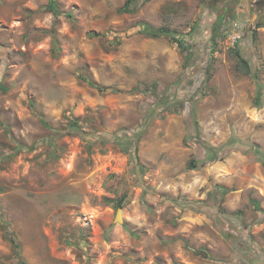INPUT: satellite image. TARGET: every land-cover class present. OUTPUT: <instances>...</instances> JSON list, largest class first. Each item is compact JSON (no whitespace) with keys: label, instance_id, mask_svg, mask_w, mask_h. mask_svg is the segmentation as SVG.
I'll list each match as a JSON object with an SVG mask.
<instances>
[{"label":"rangeland","instance_id":"rangeland-1","mask_svg":"<svg viewBox=\"0 0 264 264\" xmlns=\"http://www.w3.org/2000/svg\"><path fill=\"white\" fill-rule=\"evenodd\" d=\"M126 1L0 0V264H264V11Z\"/></svg>","mask_w":264,"mask_h":264},{"label":"trees","instance_id":"trees-1","mask_svg":"<svg viewBox=\"0 0 264 264\" xmlns=\"http://www.w3.org/2000/svg\"><path fill=\"white\" fill-rule=\"evenodd\" d=\"M134 3H135V0H127L126 3L124 4V6H122L120 8V11H122V12L134 11L135 10ZM46 9L48 11L55 13L56 15L62 14L58 0H49L48 4L46 5ZM225 12L220 14V16L218 17V20L214 26V30H215V34L213 35L214 40H217L218 35L223 33L222 27L224 26ZM69 16L71 17L72 15L69 14ZM143 32L149 36H152V37H160L162 35H167L169 37H172L173 40L178 43L179 47L181 48V50L183 52L191 50V47L188 44H186L185 40L178 37L176 35V31H174L170 28H166V27L157 28L151 24L146 23L145 27L143 28ZM253 32L256 33L257 31L254 30ZM232 50H233V54L235 55V57L237 59V64H236L237 69L240 72H242L244 75H253V69L251 68L250 61L241 52V50L239 49V46H236ZM186 57L189 58L188 54L186 55ZM92 85L97 86V88H99L100 90H104V87H102L100 85H96L95 83H92ZM169 99H170V97L167 96L165 101L166 100L168 101ZM257 103L258 104L260 103V99L257 100ZM136 136L137 135L132 136L125 141L122 139L120 141L121 146L125 150H129L131 147L137 146L139 134L137 137ZM195 166H196L195 162L192 161L190 163V167L194 168ZM2 191H3V188L0 186V192H2ZM7 233H8L9 241L11 242L13 247L15 248L16 253L19 254L20 244L17 242L14 234L11 231H8ZM23 264H25V263H23Z\"/></svg>","mask_w":264,"mask_h":264},{"label":"built area","instance_id":"built-area-1","mask_svg":"<svg viewBox=\"0 0 264 264\" xmlns=\"http://www.w3.org/2000/svg\"><path fill=\"white\" fill-rule=\"evenodd\" d=\"M240 29H242V28H240ZM222 32H224V26L222 27ZM239 38H241V34L234 32L233 35L231 36L232 45H234L239 40Z\"/></svg>","mask_w":264,"mask_h":264},{"label":"flooded vegetation","instance_id":"flooded-vegetation-1","mask_svg":"<svg viewBox=\"0 0 264 264\" xmlns=\"http://www.w3.org/2000/svg\"><path fill=\"white\" fill-rule=\"evenodd\" d=\"M255 2H257V3H256V4H257V12H262V11H264V0H257V1H255ZM262 16H264V15H261V16L259 17L260 20H262Z\"/></svg>","mask_w":264,"mask_h":264},{"label":"bare ground","instance_id":"bare-ground-1","mask_svg":"<svg viewBox=\"0 0 264 264\" xmlns=\"http://www.w3.org/2000/svg\"><path fill=\"white\" fill-rule=\"evenodd\" d=\"M122 217V213L119 212L118 214V219L121 220L120 218Z\"/></svg>","mask_w":264,"mask_h":264},{"label":"water","instance_id":"water-1","mask_svg":"<svg viewBox=\"0 0 264 264\" xmlns=\"http://www.w3.org/2000/svg\"><path fill=\"white\" fill-rule=\"evenodd\" d=\"M120 213H122V211H119ZM119 214V213H118ZM117 219H118V216H117Z\"/></svg>","mask_w":264,"mask_h":264}]
</instances>
